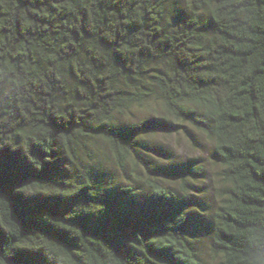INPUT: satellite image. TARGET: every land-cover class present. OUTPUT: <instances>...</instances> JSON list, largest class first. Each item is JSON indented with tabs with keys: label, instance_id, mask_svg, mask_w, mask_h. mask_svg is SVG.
Returning a JSON list of instances; mask_svg holds the SVG:
<instances>
[{
	"label": "trees",
	"instance_id": "trees-1",
	"mask_svg": "<svg viewBox=\"0 0 264 264\" xmlns=\"http://www.w3.org/2000/svg\"><path fill=\"white\" fill-rule=\"evenodd\" d=\"M168 16L167 0H0V264H203L181 163L165 167L180 188L140 189L93 157L101 140L149 170L143 136L187 126L218 166L209 252L264 264V0Z\"/></svg>",
	"mask_w": 264,
	"mask_h": 264
},
{
	"label": "rangeland",
	"instance_id": "rangeland-1",
	"mask_svg": "<svg viewBox=\"0 0 264 264\" xmlns=\"http://www.w3.org/2000/svg\"><path fill=\"white\" fill-rule=\"evenodd\" d=\"M186 3L187 0H167L168 18L177 21ZM185 128L186 131H154L143 136L145 145L149 147L143 154L151 168L149 170L131 161L125 164L123 170L117 167L101 140L95 143L94 164L110 175L114 184L132 183L143 189L147 186L146 179L180 188V180L176 179L178 177L169 175L165 167L181 163L186 169L183 174L186 188L200 203L194 210L196 222L192 239L203 264H218V259L209 252L211 214L216 205L220 182L216 175L218 166L208 159L210 144L207 139L192 128ZM197 166L202 168L201 174H192L190 171Z\"/></svg>",
	"mask_w": 264,
	"mask_h": 264
},
{
	"label": "water",
	"instance_id": "water-1",
	"mask_svg": "<svg viewBox=\"0 0 264 264\" xmlns=\"http://www.w3.org/2000/svg\"><path fill=\"white\" fill-rule=\"evenodd\" d=\"M14 264H19V263H17V262H14Z\"/></svg>",
	"mask_w": 264,
	"mask_h": 264
}]
</instances>
